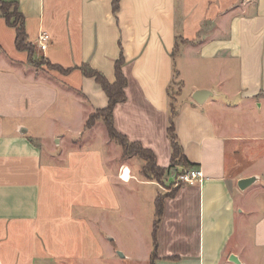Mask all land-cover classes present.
I'll use <instances>...</instances> for the list:
<instances>
[{"label": "crops", "instance_id": "0c3cea01", "mask_svg": "<svg viewBox=\"0 0 264 264\" xmlns=\"http://www.w3.org/2000/svg\"><path fill=\"white\" fill-rule=\"evenodd\" d=\"M5 1L25 15L32 56L70 70L34 67L0 13V264H264V0ZM121 52L116 127L168 166L173 101L183 153L204 172L161 216L143 159L102 120L85 128L109 97L79 66L114 81ZM198 89L211 91L202 103Z\"/></svg>", "mask_w": 264, "mask_h": 264}, {"label": "trees", "instance_id": "16d2710c", "mask_svg": "<svg viewBox=\"0 0 264 264\" xmlns=\"http://www.w3.org/2000/svg\"><path fill=\"white\" fill-rule=\"evenodd\" d=\"M113 7L114 10L117 11L120 7V0H114ZM10 8H13V15L17 16L16 20L11 18L12 15L10 13ZM0 13H2V15L6 18L7 22L10 25L16 28V45L20 49H26L30 54L31 60V57H33L32 53L35 50V45L29 39L28 32L26 30L25 15L19 9L18 3L16 1L0 0ZM124 60V53L121 52L115 64L116 79L114 81L109 80L102 71L92 67L88 63H83L79 66L84 74L93 76L96 79V81L102 86L109 97L107 106L96 109L88 116L85 123V128L92 127L98 118H103L110 138L116 140L123 147L124 156H139L143 159V173L148 177L159 179V172L162 171V166L158 164L157 156L154 150L150 147H146L140 141L131 140L125 133H123L116 127L114 122V109L117 103L125 101L127 99L126 86L128 85V77L123 70ZM56 66L60 67L64 72L70 70V68H64L60 65ZM176 113L177 107L172 101L171 117L168 126V134L172 144V161L175 162L177 160L176 162L178 164H183V166H196V163L190 161L186 154L183 153L182 146L178 139L175 128L174 118ZM165 196L166 195L163 196L160 194L156 199L158 216H161V214L163 213ZM155 255L156 253L154 251L152 257H155Z\"/></svg>", "mask_w": 264, "mask_h": 264}, {"label": "rangeland", "instance_id": "374dc122", "mask_svg": "<svg viewBox=\"0 0 264 264\" xmlns=\"http://www.w3.org/2000/svg\"><path fill=\"white\" fill-rule=\"evenodd\" d=\"M10 13L12 15L11 18L16 20L17 16L13 15V8H10ZM10 13H9V15H10ZM31 63L33 64L34 67H36L38 69L50 68V69H55L57 71L63 72V70L60 67L56 66L55 64H53L52 62H50L49 60L44 58V56H41V55L38 57H36V56L31 57ZM171 89H172V96H174V94L179 92V90H180L179 82H174ZM98 120H102L104 122L103 118L100 117L96 120L95 123H97ZM112 141L115 142L116 144H118V142L116 140L112 139ZM135 157H137V156H135ZM136 159H140L139 156ZM176 161L175 162L171 161L168 166L161 165L162 171L159 172V179L158 180L163 184L162 193H161V195H163V196L173 193L179 185L175 180L176 168L179 166V164ZM139 167H140V164H139ZM127 172H128V170H127ZM125 173H126V170H125L124 174ZM121 226L122 225H120V229L122 228ZM121 232L123 234L126 233V231H121Z\"/></svg>", "mask_w": 264, "mask_h": 264}, {"label": "built area", "instance_id": "2783aa9c", "mask_svg": "<svg viewBox=\"0 0 264 264\" xmlns=\"http://www.w3.org/2000/svg\"><path fill=\"white\" fill-rule=\"evenodd\" d=\"M50 40V35L47 32H43L39 35L38 45L41 49H46ZM204 172L199 166H184L177 167L175 172V180L179 183L196 184L202 182Z\"/></svg>", "mask_w": 264, "mask_h": 264}, {"label": "water", "instance_id": "95a60500", "mask_svg": "<svg viewBox=\"0 0 264 264\" xmlns=\"http://www.w3.org/2000/svg\"><path fill=\"white\" fill-rule=\"evenodd\" d=\"M211 93L210 90L208 89H198L194 92L193 94V98L199 102V103H202L205 98ZM256 179V177H248V178H244L240 181L239 185L240 187L244 188L246 187L248 184L252 183L254 180ZM119 253L121 255H123V253L121 251H119ZM232 259H234L236 262H238V259L236 256H232Z\"/></svg>", "mask_w": 264, "mask_h": 264}, {"label": "bare ground", "instance_id": "6f19581e", "mask_svg": "<svg viewBox=\"0 0 264 264\" xmlns=\"http://www.w3.org/2000/svg\"><path fill=\"white\" fill-rule=\"evenodd\" d=\"M129 177H130L129 175H123L124 179L129 178Z\"/></svg>", "mask_w": 264, "mask_h": 264}]
</instances>
